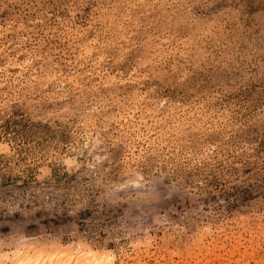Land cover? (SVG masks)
<instances>
[{
  "label": "rangeland",
  "instance_id": "1",
  "mask_svg": "<svg viewBox=\"0 0 264 264\" xmlns=\"http://www.w3.org/2000/svg\"><path fill=\"white\" fill-rule=\"evenodd\" d=\"M58 250L264 264V0H0V264Z\"/></svg>",
  "mask_w": 264,
  "mask_h": 264
},
{
  "label": "bare ground",
  "instance_id": "2",
  "mask_svg": "<svg viewBox=\"0 0 264 264\" xmlns=\"http://www.w3.org/2000/svg\"><path fill=\"white\" fill-rule=\"evenodd\" d=\"M60 251H63V250H60ZM57 253H56L57 255H54L53 254L54 256H51V257H44V256L43 257L39 256L38 258H33L32 257L29 260V262L32 263V264H53V263L59 264L61 261H64V259L67 258V255L64 254V251L61 252V253H63L65 255V257L61 256V253L59 252V250L57 251ZM72 258L73 257H69L65 261L67 262L68 260H70V262H71L72 261Z\"/></svg>",
  "mask_w": 264,
  "mask_h": 264
}]
</instances>
